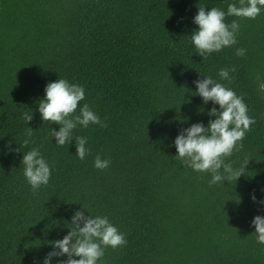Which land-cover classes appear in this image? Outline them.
<instances>
[{"label":"trees","instance_id":"1","mask_svg":"<svg viewBox=\"0 0 264 264\" xmlns=\"http://www.w3.org/2000/svg\"><path fill=\"white\" fill-rule=\"evenodd\" d=\"M0 264H264V0H0Z\"/></svg>","mask_w":264,"mask_h":264}]
</instances>
